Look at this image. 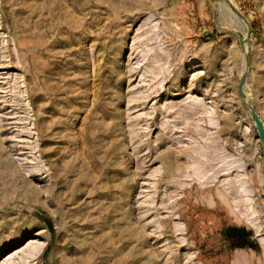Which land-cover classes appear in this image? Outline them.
Listing matches in <instances>:
<instances>
[{
	"label": "rangeland",
	"instance_id": "374dc122",
	"mask_svg": "<svg viewBox=\"0 0 264 264\" xmlns=\"http://www.w3.org/2000/svg\"><path fill=\"white\" fill-rule=\"evenodd\" d=\"M241 89L264 0H0V264H264Z\"/></svg>",
	"mask_w": 264,
	"mask_h": 264
},
{
	"label": "water",
	"instance_id": "95a60500",
	"mask_svg": "<svg viewBox=\"0 0 264 264\" xmlns=\"http://www.w3.org/2000/svg\"><path fill=\"white\" fill-rule=\"evenodd\" d=\"M225 1H227V0H225ZM243 50L246 53V56H248V52H247L245 47H243ZM241 93H242L243 97L245 98V103H246L247 107L249 108L250 113L252 115V118L256 124L257 130L259 132V136H260L261 140L264 142V123H263L259 113L257 112L254 104L246 98V95H245V92L243 89H241Z\"/></svg>",
	"mask_w": 264,
	"mask_h": 264
},
{
	"label": "bare ground",
	"instance_id": "6f19581e",
	"mask_svg": "<svg viewBox=\"0 0 264 264\" xmlns=\"http://www.w3.org/2000/svg\"><path fill=\"white\" fill-rule=\"evenodd\" d=\"M190 156V155H189ZM192 156V155H191ZM197 158V157H196ZM200 158V157H199ZM191 159V158H190ZM196 160V159H195ZM197 161V160H196ZM203 161V160H202ZM198 162V161H197ZM201 162V161H200ZM194 164V163H193ZM197 164V163H196ZM195 164V165H196ZM197 165H200V164H197ZM192 167H194V166H192ZM194 169H195V167H194ZM199 168H197V170H198ZM196 170V169H195ZM261 242H263V241H261ZM263 244V243H262ZM243 255V254H242ZM242 257V256H241ZM242 259V258H241ZM244 259H245V257H244ZM244 262H247L248 260H243Z\"/></svg>",
	"mask_w": 264,
	"mask_h": 264
},
{
	"label": "trees",
	"instance_id": "16d2710c",
	"mask_svg": "<svg viewBox=\"0 0 264 264\" xmlns=\"http://www.w3.org/2000/svg\"><path fill=\"white\" fill-rule=\"evenodd\" d=\"M243 231H245V230L243 229Z\"/></svg>",
	"mask_w": 264,
	"mask_h": 264
}]
</instances>
